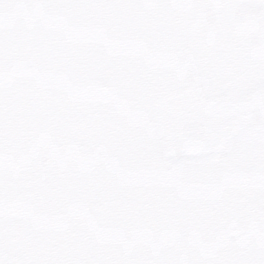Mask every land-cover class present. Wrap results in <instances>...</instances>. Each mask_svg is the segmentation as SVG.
Masks as SVG:
<instances>
[{"label":"snow or ice","instance_id":"6c2138e0","mask_svg":"<svg viewBox=\"0 0 264 264\" xmlns=\"http://www.w3.org/2000/svg\"><path fill=\"white\" fill-rule=\"evenodd\" d=\"M0 264H264V0H0Z\"/></svg>","mask_w":264,"mask_h":264}]
</instances>
